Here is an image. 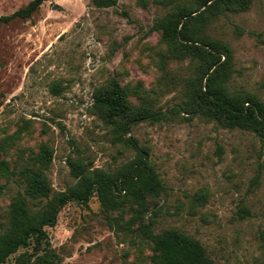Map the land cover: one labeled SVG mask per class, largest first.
Listing matches in <instances>:
<instances>
[{
    "label": "rangeland",
    "instance_id": "374dc122",
    "mask_svg": "<svg viewBox=\"0 0 264 264\" xmlns=\"http://www.w3.org/2000/svg\"><path fill=\"white\" fill-rule=\"evenodd\" d=\"M29 1L0 0V15ZM186 1L117 0L98 8L91 0H44L29 18L0 22V158L18 169L47 142L54 153L46 173L56 191L74 182L68 158L105 170L132 158L134 150L114 140L92 107V93L114 77L133 103L162 111L182 103L194 64L172 58L152 25ZM202 33L232 50L229 88L264 101V0L211 17ZM182 115L141 121L127 134L146 147L164 185L143 221L155 232L174 227L197 238L218 264H264V139ZM22 189L17 177H0V221ZM132 213L128 203L103 212L95 193L67 202L46 226L59 264H152L138 222L125 224Z\"/></svg>",
    "mask_w": 264,
    "mask_h": 264
},
{
    "label": "trees",
    "instance_id": "16d2710c",
    "mask_svg": "<svg viewBox=\"0 0 264 264\" xmlns=\"http://www.w3.org/2000/svg\"><path fill=\"white\" fill-rule=\"evenodd\" d=\"M43 1L30 0L11 14L0 15V22L29 18ZM251 2L188 0L154 20L152 28L159 32L170 56L194 64L193 74L184 80L182 103L167 111L155 109L145 101L133 103L128 88L114 77L93 91L92 107L110 126L114 140L134 150L133 157L115 169L89 167L80 158H68L74 182L56 191L46 173L54 153L47 142L40 143L38 150L18 169L0 158V177H17L23 185L8 203L5 220L0 221V264L12 254H15L12 264H59L46 226L55 224L67 202H86L94 193L105 213L121 210L127 203L131 205L133 213L125 224L129 227L138 222L136 230L149 242L152 264H218L197 238L174 227L155 232L151 220L143 221L150 201L159 197L164 185L148 159L146 147L127 134L141 121L156 122L183 113L186 119L199 116L221 127L247 130L264 139V101L253 93L229 88L234 72L232 50L227 43L202 33L211 17L245 10ZM116 3L117 0H91L98 8ZM53 88L59 90L55 85ZM192 200L204 203L205 196L194 194Z\"/></svg>",
    "mask_w": 264,
    "mask_h": 264
}]
</instances>
